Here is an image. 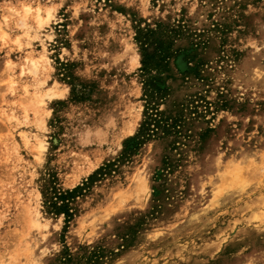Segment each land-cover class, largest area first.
Returning <instances> with one entry per match:
<instances>
[{
	"label": "rangeland",
	"instance_id": "1",
	"mask_svg": "<svg viewBox=\"0 0 264 264\" xmlns=\"http://www.w3.org/2000/svg\"><path fill=\"white\" fill-rule=\"evenodd\" d=\"M0 264H264V0H0Z\"/></svg>",
	"mask_w": 264,
	"mask_h": 264
},
{
	"label": "trees",
	"instance_id": "2",
	"mask_svg": "<svg viewBox=\"0 0 264 264\" xmlns=\"http://www.w3.org/2000/svg\"><path fill=\"white\" fill-rule=\"evenodd\" d=\"M162 26L158 25L155 29H138L135 36L136 44L139 47L141 55L139 72L143 77V94L149 100L153 97L164 95L168 87L161 77V71L164 64L171 58L172 43L168 42ZM144 122L140 132V138L136 139L135 145L139 144L152 131L150 127V118ZM70 195V194H68Z\"/></svg>",
	"mask_w": 264,
	"mask_h": 264
}]
</instances>
